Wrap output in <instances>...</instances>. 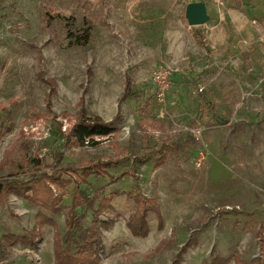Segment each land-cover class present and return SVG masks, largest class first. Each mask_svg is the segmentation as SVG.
Listing matches in <instances>:
<instances>
[{
    "label": "rangeland",
    "instance_id": "374dc122",
    "mask_svg": "<svg viewBox=\"0 0 264 264\" xmlns=\"http://www.w3.org/2000/svg\"><path fill=\"white\" fill-rule=\"evenodd\" d=\"M193 1L0 0V123L12 127L0 145V164L15 149L0 180L27 181L39 172L21 162V150L30 160L46 157V170L52 169L59 152L55 114L64 129L65 115H78L81 101L106 122L120 115L119 155L107 142L61 150L65 166L113 161L108 173L119 181L91 179L93 190L113 199L114 224L103 230L100 264H172L179 254L184 264H204L216 255L257 264L263 257L264 0H222L229 10L249 11L259 29L254 37L263 39L261 56L208 70L207 51L185 18ZM202 2L217 15L211 0ZM86 21L93 24L89 46H73L68 30L80 34ZM161 69L172 72L164 98L154 82ZM126 77L139 97L119 104ZM49 79L57 83L51 113ZM164 151L167 159L157 167ZM72 190H64L59 214L47 212L63 237ZM130 194L156 199L160 208L163 226L149 211L146 238L128 228ZM39 211L14 195L0 205V264H55L50 225L36 248L4 241L31 231Z\"/></svg>",
    "mask_w": 264,
    "mask_h": 264
},
{
    "label": "trees",
    "instance_id": "16d2710c",
    "mask_svg": "<svg viewBox=\"0 0 264 264\" xmlns=\"http://www.w3.org/2000/svg\"><path fill=\"white\" fill-rule=\"evenodd\" d=\"M86 24L87 27L80 34L72 31V28L68 30V36L69 39H72L73 46H89L93 24L90 21H86ZM194 37L201 46L204 45L203 36L199 31H196ZM46 82L50 87L46 97V106L51 113L53 111L51 96L56 94L57 83L53 79ZM138 97L139 93L134 90L131 78L126 77L125 88L118 103L136 100ZM80 107L78 115L74 117L65 115V129V124L60 120V116L55 114L53 117L57 129H52V134H55V139L59 143V152L54 155L55 163L50 171L46 170V157L41 156V158L30 160L26 152L21 150V162L26 164L29 161V164L34 165L39 172L30 175L27 181L21 180L19 177L0 180V205L5 203L11 195H14L40 209L31 231H28L26 235H6L4 241H7L10 246L20 243L36 248L42 240V228L50 225L54 230L55 264H100L103 251V230L109 229L114 224V219L109 215V210L112 209V197L105 196L102 189L93 190L91 188L92 178L111 177L108 169L113 161L95 159L78 165L65 166L61 150L97 148L101 143L107 142L113 148L114 156L119 155L121 152L118 143L120 131L116 125L120 115L118 114L114 120L106 122L101 116L90 114L84 106V101L80 102ZM11 130V126L5 127L0 123V145ZM14 153L15 149L6 152L5 158L0 164V170L12 163ZM166 159L167 153L164 151L157 159L156 166L161 167ZM41 169L44 171L42 172ZM111 179L112 182L119 181L112 177ZM69 186H73V190L70 194V206L65 215L66 231L63 237L57 223L48 216L47 212L57 215L63 210L64 190ZM130 197L134 200V211L129 217L128 228L134 237L146 238L150 234L149 211L156 212L159 225L163 226V218L157 200L148 199L143 194H130ZM88 213L91 215L90 223L87 222ZM261 239L263 257L257 261V264H264V237ZM190 244L191 242L188 246ZM172 264H184L183 254H179ZM204 264L248 263L239 255L229 257L216 255L210 261H205Z\"/></svg>",
    "mask_w": 264,
    "mask_h": 264
},
{
    "label": "crops",
    "instance_id": "0c3cea01",
    "mask_svg": "<svg viewBox=\"0 0 264 264\" xmlns=\"http://www.w3.org/2000/svg\"><path fill=\"white\" fill-rule=\"evenodd\" d=\"M193 2H202V0H195ZM205 4L208 8L209 4L206 2ZM213 5L217 9L215 11L217 15H212L211 12L210 14L208 13L210 21L204 26L195 27V30L204 34L203 47L207 51L205 55L209 60L208 65L204 66V70H208V68H212L213 66L223 68L228 66L233 67L236 58L238 59L242 56L248 61L256 56L260 57L261 55L257 48L263 39H259L258 36L254 37V33L257 30L259 31V29L254 27L253 23L250 22L249 11L244 8L232 11L226 7L225 3L222 6ZM195 41L199 44L196 39ZM204 78L205 82L208 80L212 81L206 76Z\"/></svg>",
    "mask_w": 264,
    "mask_h": 264
},
{
    "label": "water",
    "instance_id": "95a60500",
    "mask_svg": "<svg viewBox=\"0 0 264 264\" xmlns=\"http://www.w3.org/2000/svg\"><path fill=\"white\" fill-rule=\"evenodd\" d=\"M185 18L192 28L204 26L210 21L207 5L204 2H195L187 6Z\"/></svg>",
    "mask_w": 264,
    "mask_h": 264
},
{
    "label": "built area",
    "instance_id": "2783aa9c",
    "mask_svg": "<svg viewBox=\"0 0 264 264\" xmlns=\"http://www.w3.org/2000/svg\"><path fill=\"white\" fill-rule=\"evenodd\" d=\"M195 1V0H194ZM215 5L222 6V0H211ZM172 72L169 69H161L154 76V82L158 87L159 96H165V93L170 88V77Z\"/></svg>",
    "mask_w": 264,
    "mask_h": 264
}]
</instances>
